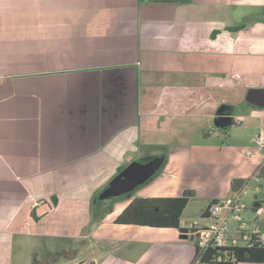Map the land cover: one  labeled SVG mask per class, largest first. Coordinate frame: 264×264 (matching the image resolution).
<instances>
[{
  "label": "crops",
  "instance_id": "0c3cea01",
  "mask_svg": "<svg viewBox=\"0 0 264 264\" xmlns=\"http://www.w3.org/2000/svg\"><path fill=\"white\" fill-rule=\"evenodd\" d=\"M244 7L264 13V0H0L1 259L10 238L43 235L89 242L73 264H192L182 219L116 220L137 198L205 189L211 203L258 177L264 150L248 146L264 108L246 97L264 88V19ZM221 107L229 129L216 125ZM165 154L152 181L94 216L119 168Z\"/></svg>",
  "mask_w": 264,
  "mask_h": 264
},
{
  "label": "rangeland",
  "instance_id": "374dc122",
  "mask_svg": "<svg viewBox=\"0 0 264 264\" xmlns=\"http://www.w3.org/2000/svg\"><path fill=\"white\" fill-rule=\"evenodd\" d=\"M180 1H186V0H180ZM234 9L236 11V14H239L240 10L243 11V8L241 7ZM244 10L253 17H259L261 18V20L264 19V13L262 12V10L258 8L255 10L254 8L244 7ZM244 106L245 108H248L247 103H245ZM254 120H257L256 123L260 125V121L258 119H254ZM254 120L252 121L253 123H255ZM244 134H245L244 137L250 139V136L246 135V131ZM250 142L252 143H250L248 149L249 148L257 149L254 142L253 141ZM214 143L216 142L214 141ZM154 152L169 153L168 150L166 149L162 150V147L154 148ZM145 160L146 159L141 157L135 161L144 162ZM189 174L191 173L189 172ZM256 188H258V190ZM203 194L206 195L205 189L204 190L202 189L201 195L199 197L193 198L191 200L189 206L187 207V209L185 210L182 216V222L184 223V225L203 226L209 223L208 220H205L203 218L202 213L204 208L207 207V205H209L210 200L205 198ZM127 197H122V199H125ZM226 197L228 196L219 197V199H224ZM120 199H121L120 197L113 199L100 198V203L102 202L104 204L108 203L112 205L114 202L119 201ZM242 201L246 207L244 211V218L248 223L247 228L250 230L258 231L261 234L260 237L264 244V178H259V183L253 181L245 189V193L242 196ZM36 215H39V212H37ZM80 216L81 217L77 216L76 220H80L83 217V215ZM54 217L59 219L61 217V213L55 215ZM156 232H160L155 234L156 238L158 236L166 237L171 235V233H165L161 231H156ZM185 240L187 245H192L193 241L191 239V236H189V238ZM88 245L89 242L76 237L62 238V237L42 235L39 237L30 236V237L16 238V239L10 238L6 246H3L1 248L3 249L1 251L2 254L4 255V259L0 258V264H73L74 262L77 261L87 260L89 253V250L87 248ZM240 245H245V244L240 243ZM93 246L95 247V250L99 252L100 248L98 243H95V245ZM132 248L133 249L131 252L137 250L142 251L143 249L141 244H133ZM117 253L119 255H124L123 252L120 253L117 252ZM132 255H136V254H132Z\"/></svg>",
  "mask_w": 264,
  "mask_h": 264
},
{
  "label": "trees",
  "instance_id": "16d2710c",
  "mask_svg": "<svg viewBox=\"0 0 264 264\" xmlns=\"http://www.w3.org/2000/svg\"><path fill=\"white\" fill-rule=\"evenodd\" d=\"M235 29L240 28H231V30ZM164 157V163L161 169L166 165L167 154H165ZM123 169L124 167L119 168L118 173ZM257 176L259 178H264V166L261 168ZM150 181H152V179ZM247 184L248 180L246 179H234L231 183L233 193L239 192ZM107 186L108 185H106L105 188ZM138 189L130 194L121 196L120 198L122 199V197L127 196L130 197L131 195H134ZM102 191L103 190L99 191L94 198L93 211L95 217L99 215L101 208L104 206V203H100V194ZM194 197V191H186L182 196L175 198H137L123 211L116 220V223L121 225L148 226L153 228L181 229L182 214L188 203ZM213 202H215V200L212 201L203 211V217L208 213L209 207ZM110 208L112 209V205ZM110 208H108V210ZM108 210L107 213L111 211ZM199 255L200 250L196 247V254L193 262ZM202 264H264V244L258 235L249 245L246 246H238L230 249H209L208 252L203 254Z\"/></svg>",
  "mask_w": 264,
  "mask_h": 264
},
{
  "label": "built area",
  "instance_id": "2783aa9c",
  "mask_svg": "<svg viewBox=\"0 0 264 264\" xmlns=\"http://www.w3.org/2000/svg\"><path fill=\"white\" fill-rule=\"evenodd\" d=\"M256 146L264 150V132L253 139ZM259 182V177L255 178ZM247 184L239 192L232 193L224 199H217L209 207L206 218L209 224L206 226L191 225L187 227L189 236L194 238L200 255L196 257L193 264H202L203 254L209 249H230L238 246H246L259 235L256 230L248 229V223L244 218L245 204L242 196ZM261 239V238H260ZM244 243L245 245H240Z\"/></svg>",
  "mask_w": 264,
  "mask_h": 264
},
{
  "label": "water",
  "instance_id": "95a60500",
  "mask_svg": "<svg viewBox=\"0 0 264 264\" xmlns=\"http://www.w3.org/2000/svg\"><path fill=\"white\" fill-rule=\"evenodd\" d=\"M248 103L264 108V88H251L247 93ZM234 124L231 113H225L224 107L217 111L216 125L221 129H229ZM164 163V157L158 156L148 162L133 161L122 172L115 176L101 192V199L118 198L134 192L147 184L158 173ZM183 237L188 238L187 230L181 229ZM192 239H194L192 237Z\"/></svg>",
  "mask_w": 264,
  "mask_h": 264
},
{
  "label": "flooded vegetation",
  "instance_id": "af4514ba",
  "mask_svg": "<svg viewBox=\"0 0 264 264\" xmlns=\"http://www.w3.org/2000/svg\"><path fill=\"white\" fill-rule=\"evenodd\" d=\"M226 112V111H225Z\"/></svg>",
  "mask_w": 264,
  "mask_h": 264
}]
</instances>
